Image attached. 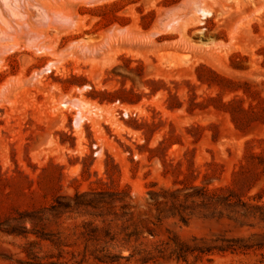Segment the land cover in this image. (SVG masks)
<instances>
[{
	"label": "rangeland",
	"instance_id": "obj_1",
	"mask_svg": "<svg viewBox=\"0 0 264 264\" xmlns=\"http://www.w3.org/2000/svg\"><path fill=\"white\" fill-rule=\"evenodd\" d=\"M0 264H264V0H0Z\"/></svg>",
	"mask_w": 264,
	"mask_h": 264
}]
</instances>
